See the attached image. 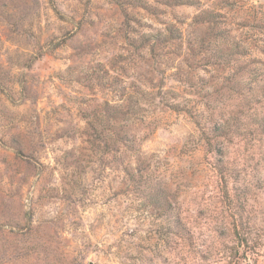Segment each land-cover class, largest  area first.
Instances as JSON below:
<instances>
[{"label": "rangeland", "instance_id": "1", "mask_svg": "<svg viewBox=\"0 0 264 264\" xmlns=\"http://www.w3.org/2000/svg\"><path fill=\"white\" fill-rule=\"evenodd\" d=\"M262 44L264 0H0V264H264Z\"/></svg>", "mask_w": 264, "mask_h": 264}, {"label": "clouds", "instance_id": "2", "mask_svg": "<svg viewBox=\"0 0 264 264\" xmlns=\"http://www.w3.org/2000/svg\"><path fill=\"white\" fill-rule=\"evenodd\" d=\"M80 40H84V37H80ZM261 47H264V44L261 45ZM253 55H257L259 56L260 53L259 52H253ZM262 60H264V56L260 57ZM261 71H264V68H260ZM228 75H231V72L227 73ZM223 75L221 74V81H223ZM220 84H214L210 87H206L201 89L200 85L197 83L196 88L197 90L201 91V93L203 92H212V88L213 87H219ZM177 103L179 101H176ZM234 104L236 106L240 105V100L238 98H234ZM144 107H147V105H143ZM199 112L203 113V116L206 118L210 112L208 110H206L203 107V101L200 102L199 107L197 109ZM119 123H125L124 121H118V122H113V129L114 131L118 132L119 131ZM3 128H0V131H3ZM28 134L30 136V138L33 140V143H37V142H46V140L48 138H50L52 136V134L56 131V127L53 126L52 128H50L48 131H45V128L43 126L41 127H36V125H30L29 129L27 130ZM111 134V133H110ZM41 137H44V140L41 141ZM226 145V150H227V155L224 157V161L225 163L228 165L229 168H233L236 167L235 161L237 159L240 158V156L242 155V153L240 151H237L238 149H240V144L236 143L234 146H228L227 143L225 142ZM121 148V154H123L126 157V162L133 168V170L136 167V163L139 159V157L142 155V153L140 152H135V153H129L126 151V149L123 146H120ZM213 157L209 156V160H212ZM249 172H251V170H249ZM248 179L251 181L252 177L251 175H249ZM260 180H264V168L261 169V173L259 176ZM25 211H27V201H25Z\"/></svg>", "mask_w": 264, "mask_h": 264}]
</instances>
